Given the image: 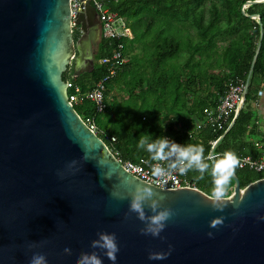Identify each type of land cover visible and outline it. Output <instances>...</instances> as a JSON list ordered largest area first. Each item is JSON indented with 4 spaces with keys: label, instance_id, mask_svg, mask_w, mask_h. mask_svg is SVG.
<instances>
[{
    "label": "water",
    "instance_id": "95a60500",
    "mask_svg": "<svg viewBox=\"0 0 264 264\" xmlns=\"http://www.w3.org/2000/svg\"><path fill=\"white\" fill-rule=\"evenodd\" d=\"M93 18L89 3L72 20L69 0H0V264H28L33 252L48 264H75L78 253L93 251L101 230L117 234L116 264H264V178L241 188L234 173L223 209L213 210L214 197L197 188L163 189L128 173L68 102L69 69L76 77L84 62L88 72L94 67L87 35ZM259 47L209 155L243 108ZM73 159L79 167L70 173ZM57 170L66 171L63 179ZM137 184L162 192V204L174 209L159 236L142 233L145 222L129 211L124 194ZM215 217L222 223L212 228ZM169 245L166 259H148ZM103 264L112 262L105 256Z\"/></svg>",
    "mask_w": 264,
    "mask_h": 264
},
{
    "label": "trees",
    "instance_id": "16d2710c",
    "mask_svg": "<svg viewBox=\"0 0 264 264\" xmlns=\"http://www.w3.org/2000/svg\"><path fill=\"white\" fill-rule=\"evenodd\" d=\"M102 1L109 11L124 17L133 38H100L95 59L109 56L122 43L127 62L116 67L106 83L103 112L96 113L89 101L73 108L81 117H94L97 135L109 150L131 162L149 157L137 147L139 136L149 132L153 138L168 136L181 144H201L207 157L211 142L225 132L233 113L220 130L205 122L193 137L187 132L195 121L203 120L204 109L216 106L230 84H244L260 44L244 106L216 148V159L226 150L237 156H258L250 139L257 137L251 104L264 79V0ZM106 72V66L95 65L79 75L90 78L86 84L78 76L71 80L86 91ZM112 90L125 97L109 99ZM206 162L212 164L210 159ZM234 173L241 188L261 177L237 165ZM187 177L197 189L215 196L211 166L203 174L190 168ZM232 183L230 179L225 196Z\"/></svg>",
    "mask_w": 264,
    "mask_h": 264
},
{
    "label": "clouds",
    "instance_id": "9594fccd",
    "mask_svg": "<svg viewBox=\"0 0 264 264\" xmlns=\"http://www.w3.org/2000/svg\"><path fill=\"white\" fill-rule=\"evenodd\" d=\"M137 147L149 154V165L151 175L158 177L161 183L164 178L172 176L175 172L184 173L195 167L203 174L210 166L214 176V202L211 204L213 210H222V201L228 191L230 179L234 174L235 166L238 164V157L235 152L226 150L219 158L213 160L212 164L207 163L208 157L204 155V147L201 144H181L168 136H157L145 132L139 136ZM83 159V157H82ZM155 161V163H153ZM78 161L73 159L68 162L66 169L70 173L78 170ZM65 170H57V175L63 179ZM106 178H111V172L105 173ZM114 195H118L114 193ZM129 211L134 212L137 218L144 221V227L140 231L144 234L159 236L166 227V222L174 215V209L162 204L164 196L162 192H155L151 186L137 184L129 193ZM120 198H124L121 196ZM222 217H215L210 221L212 228L222 223ZM264 220V215L258 217ZM97 238L91 241V252H80L77 254L75 264H103V257H107L112 264H116L119 244L117 234L101 230L97 232ZM207 235L211 237L212 232ZM172 246L169 245L167 252H149V260H163L171 254ZM65 252H70L68 245L64 247ZM28 264H48L46 255L43 252H33Z\"/></svg>",
    "mask_w": 264,
    "mask_h": 264
},
{
    "label": "built area",
    "instance_id": "2783aa9c",
    "mask_svg": "<svg viewBox=\"0 0 264 264\" xmlns=\"http://www.w3.org/2000/svg\"><path fill=\"white\" fill-rule=\"evenodd\" d=\"M89 3L97 12V18L100 28L101 38L106 40H127L133 38L130 28L126 25L124 17L115 12L109 11L108 7L102 0H69L70 16L73 20L75 15L83 8V4ZM256 19V17H255ZM73 26V24H72ZM74 27V26H73ZM124 45L118 43L115 48L111 50L109 56L103 57L98 60V65L106 66V74L97 80L93 86L86 90L81 91L79 86L73 83L71 79H66V93L67 100L72 106H76L89 101L96 113L104 111L105 105V90L106 83L116 73V67H119L127 62V56L123 53ZM243 94V83L230 84L225 93L219 97L215 107L203 110V120L195 121L194 126L187 132L188 137H193L194 133L200 130L203 123L213 125L216 130L223 128L224 124L228 121L231 114L236 110L239 101ZM244 106V105H243ZM85 125L95 134L98 133L97 126L93 116H79ZM256 125V124H255ZM110 141L114 142L115 138L110 137ZM216 140L211 142L214 145ZM254 148L258 151V156L241 155L238 157V168H248L261 175L264 178V144L259 139H253ZM111 151V150H110ZM112 152V151H111ZM115 159L122 165V167L130 174L145 181L151 185L163 189H179L184 187L196 188L187 177V171L184 173L175 172L172 176L164 178L161 183L160 178L154 177L150 172L149 157H140L135 162L121 160L119 156L113 153ZM217 153L213 155L208 154V159L216 158ZM155 163V161H153Z\"/></svg>",
    "mask_w": 264,
    "mask_h": 264
},
{
    "label": "flooded vegetation",
    "instance_id": "af4514ba",
    "mask_svg": "<svg viewBox=\"0 0 264 264\" xmlns=\"http://www.w3.org/2000/svg\"><path fill=\"white\" fill-rule=\"evenodd\" d=\"M88 39H89V47H90V51H91V54H92V51L95 49V53H93L91 55V59H92V62H93V66L96 65L97 61L95 59V54L97 52V46H98V42L101 38V35H100V28H99V23H98V20L96 18H93L91 20V26L88 27ZM72 35H73V40H77L80 36V31H79V27L78 26H75L73 27V31H72ZM94 44H96V47H94ZM88 70H90V66L88 64V62H84L83 65L79 66L77 69H76V72H80L79 74H83V73H89Z\"/></svg>",
    "mask_w": 264,
    "mask_h": 264
},
{
    "label": "rangeland",
    "instance_id": "374dc122",
    "mask_svg": "<svg viewBox=\"0 0 264 264\" xmlns=\"http://www.w3.org/2000/svg\"><path fill=\"white\" fill-rule=\"evenodd\" d=\"M182 36H184V35H182ZM96 65H98V61H97ZM66 78H68V79H73L74 78L73 75H72L71 69H69V71L67 72ZM89 79L90 78H87V77L84 78V76H79L78 75V80L84 81L85 84L89 81ZM114 96L118 97V98H123V97H125V94L123 92L119 91V90L118 91L117 90H112L111 93L109 94L108 98L110 99L111 97H114ZM255 124L254 125L256 126V129L258 131V135H257L256 138H253V139H259L264 144V122L260 121V122L257 123L255 121ZM254 142L255 141L251 140L252 145H253ZM253 147H254V145H253Z\"/></svg>",
    "mask_w": 264,
    "mask_h": 264
},
{
    "label": "crops",
    "instance_id": "0c3cea01",
    "mask_svg": "<svg viewBox=\"0 0 264 264\" xmlns=\"http://www.w3.org/2000/svg\"><path fill=\"white\" fill-rule=\"evenodd\" d=\"M80 75V74H79ZM252 109L254 113L255 121L258 123L260 121L264 122V79L260 83L257 92H256V98L255 101L252 102ZM255 130L258 135V131L255 126ZM253 140L252 138H250Z\"/></svg>",
    "mask_w": 264,
    "mask_h": 264
}]
</instances>
